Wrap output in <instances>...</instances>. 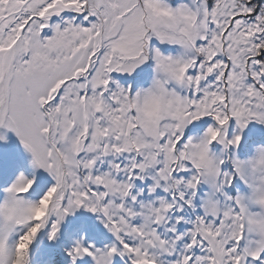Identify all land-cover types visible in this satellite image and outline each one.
I'll return each instance as SVG.
<instances>
[{"label":"snow or ice","instance_id":"snow-or-ice-1","mask_svg":"<svg viewBox=\"0 0 264 264\" xmlns=\"http://www.w3.org/2000/svg\"><path fill=\"white\" fill-rule=\"evenodd\" d=\"M0 264H264V0H0Z\"/></svg>","mask_w":264,"mask_h":264}]
</instances>
